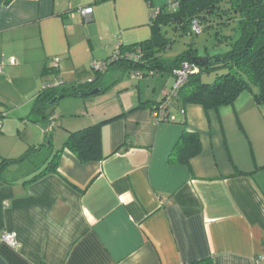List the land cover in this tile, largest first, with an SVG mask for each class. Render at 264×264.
Wrapping results in <instances>:
<instances>
[{
	"label": "crops",
	"instance_id": "1",
	"mask_svg": "<svg viewBox=\"0 0 264 264\" xmlns=\"http://www.w3.org/2000/svg\"><path fill=\"white\" fill-rule=\"evenodd\" d=\"M172 1L0 0V111L18 122L32 115L45 81H94L93 62L108 59L119 43L150 38L152 12ZM86 6L93 7L88 16L79 11ZM116 71L112 85L122 80ZM136 80L132 97L100 114L80 98L86 96L59 98V112L46 110L54 116V135L47 134L50 117L37 120L30 146H40L41 135L54 143L57 126L68 133L115 118L101 126L102 160L82 163L66 148L57 172L30 182L38 172L5 177L3 168L0 264H255L264 258V104L244 91L218 108L187 104L186 125L157 122L148 102L161 100L174 76L156 71ZM123 83L120 90H128ZM185 127L198 132L201 151L189 163H172L169 154ZM8 231L17 245L3 240Z\"/></svg>",
	"mask_w": 264,
	"mask_h": 264
},
{
	"label": "trees",
	"instance_id": "2",
	"mask_svg": "<svg viewBox=\"0 0 264 264\" xmlns=\"http://www.w3.org/2000/svg\"><path fill=\"white\" fill-rule=\"evenodd\" d=\"M103 1L105 0H96V2ZM174 4L176 6H173ZM151 18V37L129 45L119 43L120 58L113 60L109 68L125 69L129 73L140 70L144 75L154 74L156 71H168L173 74V70L184 61L196 62L199 65V71L188 76L166 106L165 110L171 114H179L180 109L186 108L187 104L192 103L201 104L206 109L229 105L234 103L244 91L253 92L257 103L264 104V0H173L169 7L154 9ZM194 20L199 22L200 32L215 27L217 39L230 46L227 51L218 53V56L221 57L219 62L203 65L198 61V49L192 44H188L187 48L172 61L162 56V52L168 44V40L163 34V27L173 25L183 34L194 36L200 33L193 28ZM232 20H237L239 23L240 35L235 41H230L231 35L223 34L221 30L223 25L229 24ZM207 54L211 53L207 51ZM213 69H225L226 71L217 72L213 82L204 81L203 74ZM96 72L97 77L92 82H71L61 83L50 88L42 87L37 94L32 112V115L38 117L36 121L45 117H50L51 121L53 115H48L46 108L56 96L58 99L65 96H89V92L98 87L105 71ZM171 89L172 87L168 91ZM166 99L167 97L164 95L161 100L149 101L148 106L151 110L159 111ZM2 112L6 111H0V113ZM178 116L177 121H172L169 118L165 120L164 116L160 122H181L186 125L185 115ZM113 119L115 118L104 120V122ZM104 122L70 131L62 148L53 154L48 165L27 182L47 173L57 172L61 153L66 148L75 153L82 163L102 160L106 157L101 133V126ZM52 129L47 130V134ZM39 147L35 145L30 149H39ZM201 147V138L198 132L185 127L169 154V161L189 163L193 156L200 153ZM13 161V158H3L0 162V173L8 163Z\"/></svg>",
	"mask_w": 264,
	"mask_h": 264
},
{
	"label": "rangeland",
	"instance_id": "3",
	"mask_svg": "<svg viewBox=\"0 0 264 264\" xmlns=\"http://www.w3.org/2000/svg\"><path fill=\"white\" fill-rule=\"evenodd\" d=\"M221 30L223 34L231 35L230 41H235L240 35L239 23L237 20H232L229 24L223 25ZM215 32L216 28L211 27L210 29L203 30L197 35L192 36L190 34H183L173 25L164 26L163 34L167 38L168 44L166 49L162 52V56L165 59L172 61L177 57L178 54L187 48L188 44L194 45L198 49L200 56L207 54V51L212 55L227 51L230 46L224 41H219ZM116 70H122L123 73L120 75L122 80H120V83L112 85L111 83L114 79L113 75L117 72ZM106 71L102 79V85L104 86L105 91L86 97H80L84 99L87 98V102L95 114H100L103 110L108 108V105H112L113 103L114 107L117 108L120 106L121 99L124 101L128 97H132V94L134 93L132 90H137L134 84L137 81L136 79L140 77L133 78L131 74L125 69L110 68L107 72ZM225 71V69H213L210 72L204 73L203 79L207 82H213L217 72ZM123 82H126L129 92L127 89L120 90L121 87H123L121 86L124 84ZM43 85L44 84H42V86ZM10 94L13 98L20 99L15 91H10ZM118 95L120 96L118 97ZM26 101L28 102V98L27 100H23V104H26ZM63 105H65V99H62L60 107ZM58 106V104L47 105L46 109L50 111L55 109V111L59 112ZM20 110L23 111V109H19V111ZM10 116L13 115H10L9 112H6V115L2 118V121L5 122V120H7L6 122H9V125L5 127L3 125L0 126V160L2 161V159L5 157H13L14 161L6 165L8 166V169H6L7 171H4L3 175L5 177H16L17 175H25L26 173H29V171H32L31 173L33 174L35 171L39 172L46 165H48V162L52 159L53 154L59 145H61V141H65L69 132L67 133L64 131V129H61L57 126V135L54 136V143H48L50 139H45V136L41 135L39 149L32 150L30 149L31 146L29 144V141L32 140L30 134L31 131L33 132V127L35 128L37 124L36 119H38V117L35 115H30V118L23 116V118L19 117L17 122L11 120L12 118ZM65 132L66 134H63L62 136V133ZM51 133L53 132L51 131ZM33 135L34 138L38 137V132ZM52 135H54V133Z\"/></svg>",
	"mask_w": 264,
	"mask_h": 264
},
{
	"label": "built area",
	"instance_id": "4",
	"mask_svg": "<svg viewBox=\"0 0 264 264\" xmlns=\"http://www.w3.org/2000/svg\"><path fill=\"white\" fill-rule=\"evenodd\" d=\"M173 6H176L175 4ZM80 13L84 16H88L90 14H92L93 12V7L92 6H86V7H82L79 9ZM156 12L158 10H155ZM193 28L197 31L200 32L201 31V26L199 24V22L197 20H194V24H193ZM119 47L120 44H117L112 52V56L110 59L108 60H96L93 62V68L96 71H100V72H104L106 71L110 64L113 62V60H116L118 58H120V52H119ZM60 58L56 57L54 58V66H58V62H59ZM10 62L15 63L16 62V58L15 57H11L10 58ZM3 63L0 64V71L3 68ZM199 71V65L196 62H192V61H184L179 67L175 68L173 70V75H174V84L172 86V89L170 91H166L165 95L167 97L165 103L161 106V109L159 111H152L153 117L157 122H160L162 117L165 116V120H167L168 118L172 121H177L179 116L178 115H182L184 116L186 113V109L182 108L179 111V114L176 113H169L168 111H166V106L171 102V100L173 99V97L176 95L177 90L185 83V81L187 80L188 76L190 74L193 73H197ZM152 73V72H151ZM131 76L133 78L135 77H142L144 76V73L140 70H134L131 73ZM62 83V81L58 78L52 79V80H47L43 87H53V86H58ZM6 115V112H2L0 113V126H2V118ZM54 116L51 117V121L50 124L47 127V130H51L53 127V118ZM167 118V119H166ZM3 240L6 241L7 243L11 244V245H17L18 244V240H17V236L15 232H5L3 234ZM255 264H264V258H257L255 260Z\"/></svg>",
	"mask_w": 264,
	"mask_h": 264
},
{
	"label": "water",
	"instance_id": "5",
	"mask_svg": "<svg viewBox=\"0 0 264 264\" xmlns=\"http://www.w3.org/2000/svg\"><path fill=\"white\" fill-rule=\"evenodd\" d=\"M220 60H221V57L218 56V54L216 55L205 54L203 56H200V55L198 56V61L201 62L203 65H209L210 63H216V62H219ZM100 91H101V87H96L95 89L91 90L89 94L93 95ZM57 100H58V96L54 97L53 100L50 102V105H54ZM50 142L51 141L49 140L48 143Z\"/></svg>",
	"mask_w": 264,
	"mask_h": 264
}]
</instances>
